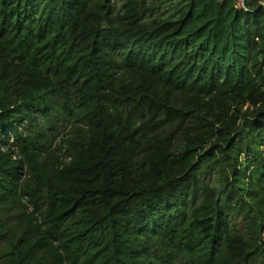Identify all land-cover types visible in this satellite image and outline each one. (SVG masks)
Here are the masks:
<instances>
[{"label": "trees", "instance_id": "1", "mask_svg": "<svg viewBox=\"0 0 264 264\" xmlns=\"http://www.w3.org/2000/svg\"><path fill=\"white\" fill-rule=\"evenodd\" d=\"M234 6L0 0V264L264 261V0Z\"/></svg>", "mask_w": 264, "mask_h": 264}, {"label": "built area", "instance_id": "2", "mask_svg": "<svg viewBox=\"0 0 264 264\" xmlns=\"http://www.w3.org/2000/svg\"><path fill=\"white\" fill-rule=\"evenodd\" d=\"M247 2H248V0H235V6L234 7L236 9H238V10H246L247 9ZM17 130L20 132L22 130V128L19 127V125H18ZM10 143L13 145V146H11V149L13 151H16L17 148L13 144L14 143V139H13V136L12 135L10 136Z\"/></svg>", "mask_w": 264, "mask_h": 264}, {"label": "rangeland", "instance_id": "3", "mask_svg": "<svg viewBox=\"0 0 264 264\" xmlns=\"http://www.w3.org/2000/svg\"><path fill=\"white\" fill-rule=\"evenodd\" d=\"M38 115H39V114H36L35 117L37 118ZM28 120H29V119H24V120H22V121L20 122L19 127H21L22 130L24 129L25 126L28 125V123H29ZM255 263H256V264H264V261H261V260H255Z\"/></svg>", "mask_w": 264, "mask_h": 264}]
</instances>
